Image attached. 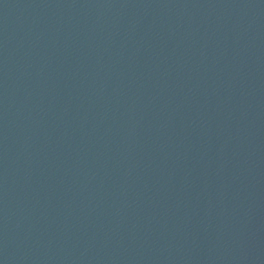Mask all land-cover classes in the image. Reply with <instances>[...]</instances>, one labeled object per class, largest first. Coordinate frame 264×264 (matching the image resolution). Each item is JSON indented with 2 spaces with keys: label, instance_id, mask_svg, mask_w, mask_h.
Here are the masks:
<instances>
[{
  "label": "water",
  "instance_id": "1",
  "mask_svg": "<svg viewBox=\"0 0 264 264\" xmlns=\"http://www.w3.org/2000/svg\"><path fill=\"white\" fill-rule=\"evenodd\" d=\"M0 264H264V0H0Z\"/></svg>",
  "mask_w": 264,
  "mask_h": 264
}]
</instances>
